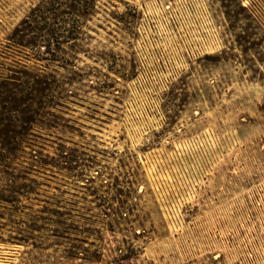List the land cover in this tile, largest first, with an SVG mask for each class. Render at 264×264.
<instances>
[{
    "label": "rangeland",
    "instance_id": "1",
    "mask_svg": "<svg viewBox=\"0 0 264 264\" xmlns=\"http://www.w3.org/2000/svg\"><path fill=\"white\" fill-rule=\"evenodd\" d=\"M263 41L238 0H0V264H264Z\"/></svg>",
    "mask_w": 264,
    "mask_h": 264
},
{
    "label": "built area",
    "instance_id": "2",
    "mask_svg": "<svg viewBox=\"0 0 264 264\" xmlns=\"http://www.w3.org/2000/svg\"><path fill=\"white\" fill-rule=\"evenodd\" d=\"M238 1L240 5L252 15V17L257 21V23L260 26L264 27V0H238ZM260 49L263 55L261 70L264 73V41Z\"/></svg>",
    "mask_w": 264,
    "mask_h": 264
}]
</instances>
